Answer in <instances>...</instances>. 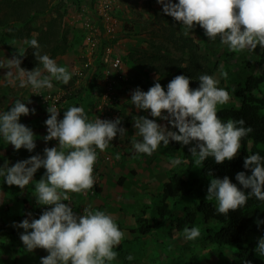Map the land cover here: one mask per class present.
<instances>
[{
    "label": "rangeland",
    "instance_id": "rangeland-1",
    "mask_svg": "<svg viewBox=\"0 0 264 264\" xmlns=\"http://www.w3.org/2000/svg\"><path fill=\"white\" fill-rule=\"evenodd\" d=\"M109 1L112 10L109 12L112 17L110 21L102 15L105 10H101V0H47V11L34 15L36 17L27 26L16 22L5 29L0 27V59L4 60L3 67H0V114L10 110L16 100L24 102L30 110L34 108L35 114L30 112L27 116H21L20 123L33 130L37 145L33 152L23 148L17 151L0 138V167L6 161L12 166L33 155H43L46 147H58V141L46 143L38 140L42 135H47L45 121L49 117V106L60 112L58 119H63L64 112L69 107H83L89 120L93 121L98 107H106L107 104L103 95L106 79L104 72L108 65L104 60L123 58L124 74L121 78H116V100L109 108L120 114V126L127 133L123 138L118 134L105 151L98 150L100 159L94 172L97 180L96 191L87 195L84 192L69 193L70 199L64 203L70 204L78 215L83 214L88 207L112 214L125 233L123 240L135 239L132 243L124 244V252L120 253L121 256L118 255L113 264H229L234 258L235 250L213 249L206 244L204 240L207 231L203 229L201 222L197 226L201 229V236L195 241L186 240L183 231H178L170 222L161 219H158L156 228L146 236L134 232L139 216L143 215L149 223H154L152 216L161 196L162 185L175 167L170 164V159H181L182 154L170 145L166 148L162 144L151 156L135 152L133 140L142 139L135 135L134 121L137 116L155 119L162 126L167 125L171 131L178 130L173 129L167 121L152 117L150 112L138 111L131 103V93L137 88L148 91L157 78L162 83L158 74L150 72L147 76L144 71L162 63L157 60V56L168 54L184 60V67H191L190 73L183 75L192 80L190 87L193 89L199 86L196 78L202 74L214 75L220 81L219 86L229 91L231 99L220 106L219 110L239 107L241 99L236 91L244 86L248 76L260 72L261 67L257 60L263 49L258 46L255 51L232 52L221 44L219 38L215 41L209 40L203 29L192 30L185 36L183 26L179 25L175 30V37L179 39L176 48L165 39L171 32L167 26L171 17L163 13V6L158 0ZM58 10L63 14L60 24L64 33L60 52L54 56L46 50L40 52L41 55L47 54L55 59L59 66L67 67L72 73L71 81L65 85L53 80L52 89L42 90H33L31 86L20 88L18 79L10 84L9 79L17 77L19 69L16 66L9 68L7 59L20 57L19 54L30 47L26 40L35 38L38 41L41 30L47 27V22L56 18ZM4 13L2 11L0 15ZM107 27L114 29V32H108ZM140 63L145 64V70L140 68ZM39 67L42 69L41 64ZM9 71L12 72V77H7ZM223 71L227 72V79L221 75ZM110 79L115 78L110 76ZM167 85H162L165 91ZM35 119L41 121V126H33ZM117 155L119 159L116 158ZM106 157H110V160L107 161ZM198 168L195 170L199 172ZM45 173V169H39L34 180L38 181ZM34 184L35 181L21 189L14 185L9 186L4 177L0 176V218L10 227L24 219H38L47 210L37 204ZM209 184L210 182H205L206 186L201 190L200 198L206 199ZM190 203L189 196L175 206L173 202H169L180 216L183 214L182 208ZM143 205L148 206L144 214ZM24 206L27 208L26 212L23 211ZM212 228L217 231L220 225L215 224ZM16 230L19 232L18 237L13 238H9L8 233H0V264H41V258L46 257L48 252L39 248L29 252L19 237L24 229ZM128 255H132L134 259L122 262L121 259Z\"/></svg>",
    "mask_w": 264,
    "mask_h": 264
},
{
    "label": "clouds",
    "instance_id": "clouds-1",
    "mask_svg": "<svg viewBox=\"0 0 264 264\" xmlns=\"http://www.w3.org/2000/svg\"><path fill=\"white\" fill-rule=\"evenodd\" d=\"M158 3L163 6L164 14L182 24L185 36L199 25L209 40L219 38L229 51H255L258 46L264 49V0H178V3L158 0ZM25 42L36 49L33 55L42 69L36 67L28 71L20 67L22 61L19 57L7 59L9 68L16 66L19 69V75L9 79L10 84L18 79L20 88L31 86L33 90H42L52 89L53 80L65 85L71 81L72 73L67 67L59 66L47 54L41 55V46L35 38ZM3 65L4 60L0 59V67ZM12 75L9 71L7 77ZM221 75L224 79L228 77L226 71ZM196 80L199 86L193 89L188 76L177 75L165 91L157 78L148 91L137 88L131 93V103L138 111L150 112L152 117L167 121L178 130L171 131L155 119L137 116L135 135L142 138L133 140L137 154L151 156L161 144L167 148L170 141H175L184 146L194 143L189 151L197 166L204 164L209 157L216 164L237 157L242 141L253 129L245 127L243 118L221 119L219 108L228 103L231 96L219 86L220 81L214 75L202 74ZM35 111L16 100L10 110L0 114V138L17 151L23 148L33 152L37 147L36 136L31 128L20 123V118L30 112L35 114ZM47 111V135L43 139L46 143L58 141V147H46L43 155H33L12 166L6 161L0 167V176L9 186L24 189L35 181L36 202L47 209L38 219H24L14 227L24 229L20 240L29 252L37 248L48 252L41 258V264H113L119 255L115 249L125 237L115 217L91 207L78 215L64 201L70 199L69 193H83L95 186L97 149L105 151L118 134L123 138L127 131L120 126V118L102 120L98 117L90 121L83 107H69L63 119H58L60 112L56 108L49 106ZM116 158L119 159V155ZM181 163L179 157L170 159L172 166ZM243 166L251 171V175L244 171L236 174V180L244 190L229 177L214 178L209 172L212 178L206 200L216 201L219 214L239 210L250 197L264 202V157L259 153L248 155ZM41 168L46 173L36 181L34 176ZM183 235L186 240L195 241L201 236V229L185 227ZM254 251L264 258V237L258 239ZM126 259L131 261L134 257L128 255Z\"/></svg>",
    "mask_w": 264,
    "mask_h": 264
},
{
    "label": "trees",
    "instance_id": "trees-1",
    "mask_svg": "<svg viewBox=\"0 0 264 264\" xmlns=\"http://www.w3.org/2000/svg\"><path fill=\"white\" fill-rule=\"evenodd\" d=\"M173 2L177 3L178 0H173ZM48 8L47 0H1L0 13L2 11L5 13L0 15V27L5 29L16 22L27 26L36 17L34 15L43 14ZM49 10H51V7ZM62 17L63 14L58 10L56 18L47 22V27L41 30L38 40L41 46L40 50H46L53 56L60 52V44L64 40V33L60 24ZM177 25L182 26L181 23L171 17L167 25L171 32L165 37L176 48H178L177 43L179 41L175 37ZM193 30L198 31L202 30V28L197 25ZM16 32L19 33V31ZM35 51L36 49L30 46L21 54L23 55L19 57L22 61L21 68L31 71L40 66L39 61L33 55ZM157 57V60L162 63L152 66L149 70L144 71V74L147 76L150 72L158 74L162 78V85L168 84L177 75H183L191 71L190 66L184 67L183 62L185 61L182 59L174 58L168 54H161ZM257 64L261 67L260 72L248 76L244 86H240L236 91L237 96L241 99L240 106L219 110L221 119L226 121L229 118L235 120L243 118L245 127L253 129L252 133L242 141V148L237 157L223 164H216L213 158L209 157L204 164L197 166L189 151L194 145L184 146L175 141H170L169 145L171 148L181 152L182 163L171 169L168 180L162 185L161 196L152 216L154 223H149L143 215L139 216L134 232L142 236L150 234L158 225V219L165 220L167 223L170 222L178 231H183L185 227L198 226L199 222H201L203 229L207 231L204 240L206 244L213 249L235 250L234 258L229 264H264V259L254 251L257 247L258 239L264 237V202L250 197L244 207L223 215L216 211L215 200L207 201L200 198L201 190L206 186L205 182H210L212 177L222 179L227 176L233 183L244 190L236 180L238 172L244 171L246 174L251 175V171L243 166L244 159L248 155L256 153L264 157V49L259 55ZM144 65L140 63V68L143 70L146 68ZM196 168H198L199 172L195 170ZM209 172L212 173V177L209 176ZM120 182L122 183L123 179ZM188 196L191 198V203L182 208L183 214L180 216L174 206ZM170 201L174 203V206L169 204ZM23 203L27 204V201L23 200ZM142 208V213L144 214L148 210V206L143 205ZM23 211H27L25 206ZM258 221L261 223L258 224ZM117 224L123 231L122 226L119 223ZM215 224L220 225V229L217 231L212 228ZM0 233H8L9 238H13L18 237L17 234L19 232L15 227H10L3 218H0ZM134 240H122L121 244L115 249L119 256H121L120 253L124 252V244L132 243ZM126 250H128V247H126ZM121 260L122 262H128L126 257Z\"/></svg>",
    "mask_w": 264,
    "mask_h": 264
},
{
    "label": "built area",
    "instance_id": "built-area-1",
    "mask_svg": "<svg viewBox=\"0 0 264 264\" xmlns=\"http://www.w3.org/2000/svg\"><path fill=\"white\" fill-rule=\"evenodd\" d=\"M101 1H102V4H101L102 9L101 10H105V11H103L104 13L102 14L103 17L108 21L112 20V17L110 14L112 12V10L110 8V1L109 0H101ZM107 30H108V32H112V31L114 32V29L109 28V27H107ZM92 44L94 46V43H92ZM108 55H109V53L106 54L105 57H107ZM102 63H103V61H102ZM104 63L108 65V67H106V70L104 72V74L106 75V79L104 80L105 81V86H104L105 92L103 95V96H105L107 104H106V107H104V106L98 107V110H97L96 114L94 115L93 121H95L98 117L102 120H115L116 118L120 117L119 113H117L116 111H112L109 107L116 100V98H115V95L117 94L116 78H117V76L119 78H121L122 74H124L123 58L116 57V58L112 59L111 61H108L107 59H105ZM110 76H113L115 79H110ZM97 151H98V149H97ZM99 159L100 158L98 155V162H99ZM106 160L107 161L110 160V157H106ZM98 162H97V164H98ZM97 164L95 166H97ZM94 172H95V170H94ZM96 182H97V180H96ZM95 191H96V187L94 186L91 190L84 192V195L93 194Z\"/></svg>",
    "mask_w": 264,
    "mask_h": 264
},
{
    "label": "crops",
    "instance_id": "crops-1",
    "mask_svg": "<svg viewBox=\"0 0 264 264\" xmlns=\"http://www.w3.org/2000/svg\"><path fill=\"white\" fill-rule=\"evenodd\" d=\"M33 124H34L33 126H37L38 124H39V126H41L42 123H41V121H37V120L35 119V122H34ZM33 126H32V127H33ZM38 140H39V141H41V140L44 141V139H43V135H42L41 139H38ZM38 140H37V141H38ZM40 143H41V142H40ZM43 145H45V144H43Z\"/></svg>",
    "mask_w": 264,
    "mask_h": 264
}]
</instances>
